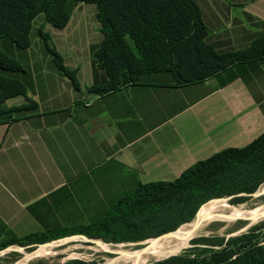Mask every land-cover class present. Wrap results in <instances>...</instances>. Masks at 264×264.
Wrapping results in <instances>:
<instances>
[{
  "label": "crops",
  "instance_id": "0c3cea01",
  "mask_svg": "<svg viewBox=\"0 0 264 264\" xmlns=\"http://www.w3.org/2000/svg\"><path fill=\"white\" fill-rule=\"evenodd\" d=\"M195 1L204 42L217 54L254 48L196 81L177 82L166 67L98 90L109 76L91 54L104 36L88 4L77 5L63 28L38 25L75 71L77 86L50 54H37L32 40L41 38L33 30L18 57L26 96L6 101L27 108L0 123V244L97 223L140 184L172 181L197 161L264 133V41L255 46L264 36V0Z\"/></svg>",
  "mask_w": 264,
  "mask_h": 264
},
{
  "label": "trees",
  "instance_id": "16d2710c",
  "mask_svg": "<svg viewBox=\"0 0 264 264\" xmlns=\"http://www.w3.org/2000/svg\"><path fill=\"white\" fill-rule=\"evenodd\" d=\"M80 3L96 7L104 36L91 46L93 59L109 76L108 83L97 87L101 91L140 80V73L166 67L180 83L205 79L254 49L217 54L204 42L206 27L195 0H0V123L17 120L27 108L6 105L12 97L26 96L27 89L21 76L25 67L13 47L26 50L31 45V34L40 15L53 27L63 28ZM37 33L57 69L77 86L75 71L64 64L49 34L43 27ZM263 41L264 36L255 46ZM262 54L264 49L258 56ZM262 183L264 133L245 147L226 148L197 161L172 181L140 184L97 223L14 237L0 244V249L16 245L33 250L45 242L77 234L115 243L143 240L191 221L197 206L209 197L253 193ZM167 215L173 219L168 224L164 220ZM254 230L226 242L203 237L193 242L202 246L187 248L152 264H264V232L253 235Z\"/></svg>",
  "mask_w": 264,
  "mask_h": 264
},
{
  "label": "rangeland",
  "instance_id": "374dc122",
  "mask_svg": "<svg viewBox=\"0 0 264 264\" xmlns=\"http://www.w3.org/2000/svg\"><path fill=\"white\" fill-rule=\"evenodd\" d=\"M83 6H85L86 8L95 7L93 4H88V5H83ZM42 20L44 19L41 15L36 19L35 24H34L35 32L38 30V25H40ZM46 24L47 25L49 24L51 27H53L50 23H46ZM80 40L77 41L76 43L79 44ZM32 42H33L34 48L37 50V54H42V55L50 54L47 48L45 47L44 41L42 39L33 38ZM5 44L6 43L3 44V47L5 46ZM14 48L19 53V54L17 53H14V54L20 59H22L25 50H22L20 48L18 49V47H14ZM263 186H264V183L260 184L253 193L242 192V193L229 194V195H223V196L209 197L197 206V208L194 211V216L192 220H194L198 209L200 208L202 209L208 205L218 204L222 199H227L228 203L232 206H237V207L242 206V208H247V209L264 205V193H260V190L263 188ZM164 220L168 224L173 219L171 216L167 215V216H164ZM255 221L249 226H247L248 225L247 223H249V220L245 218H241V217L237 219H231L230 221L213 220L208 223V226L206 227L205 231L202 232L201 235L193 238V240L198 241L199 239L206 237V238H212L213 240H216L215 242H217V240H220V239H224V242H226L227 239L230 237H239L242 234L249 233V230L252 228H255V230L252 232L253 235L262 234L264 232V217H261L259 218V220L257 219ZM161 234H157L152 237H156ZM152 237H149V238H152ZM143 240L115 243V242H107L101 238H92V237L84 235V236H74L72 238L68 237V238H63L59 240L48 241V242H45L43 244L33 247L34 248L33 250H28L26 248H20L14 245L9 248L7 247L3 250L0 249V264H15L16 262L24 258L26 254L33 255L36 252V250H38L40 247L48 246L50 244H54V245L52 246V249H50L48 253L44 255H40V256H34V258L31 257L30 262L28 264H68L70 262L72 263L74 260L80 261L81 264H103L104 262H106L107 259H112L116 256L114 252L103 249L101 247L103 243L108 244L109 247L113 249L118 248L117 244L119 243L121 244L125 243L124 246L126 248H131V247L139 248L143 246V244L141 243ZM193 240L191 242H194ZM191 245L192 246L190 247L202 246V244H199V243L197 244L191 243ZM190 247L189 246L185 247L182 250H180L178 253L183 252L184 249H187ZM154 262L155 260L149 262L148 264H152ZM114 264H121V263H114Z\"/></svg>",
  "mask_w": 264,
  "mask_h": 264
},
{
  "label": "bare ground",
  "instance_id": "6f19581e",
  "mask_svg": "<svg viewBox=\"0 0 264 264\" xmlns=\"http://www.w3.org/2000/svg\"><path fill=\"white\" fill-rule=\"evenodd\" d=\"M260 193H264V186L260 190ZM200 209L196 213L194 220L185 223L180 227L179 231L177 232L179 238L162 239L161 241L149 246L146 249V252L142 254L138 250V248H126L124 246L125 243L117 244L118 248L116 249L110 248L108 244L103 243V245L101 246L103 249L112 251L116 254L114 258L107 259L103 264H148L153 260L163 258L170 254L178 253L183 248L188 247L189 244L193 243L191 242L193 238L201 235V233L205 231L210 221H230L231 219H237L241 217L249 220V223H247V226H249L255 220H259V218L264 217V205L247 209L242 208V206H232L228 203L227 199H222L218 204L208 205L201 210ZM198 222H201L200 226L196 231L191 232L193 228L198 224ZM53 245L54 244H50L48 246L40 247L33 255L26 254L24 258H22L15 264H28L31 257L34 258V256H40L48 253L50 249H52Z\"/></svg>",
  "mask_w": 264,
  "mask_h": 264
},
{
  "label": "water",
  "instance_id": "95a60500",
  "mask_svg": "<svg viewBox=\"0 0 264 264\" xmlns=\"http://www.w3.org/2000/svg\"><path fill=\"white\" fill-rule=\"evenodd\" d=\"M183 224H185V223H183ZM183 224H181L180 226H178L175 230H172V231H169V232L163 233V234L158 235V236H156V237H152V238H149V239H148V238H147V239H144V240L141 242V243L143 244V246L139 247L138 250H139V251L141 252V254H142V253L146 252V249H147L149 246H151V245H153V244H155V243L161 241L162 239H167V238H169V239H172V238H179L177 232L179 231L180 227H181ZM200 224H201V222H198V224L193 228V230H192L191 232L196 231L197 228L200 226ZM190 234H191V233H190ZM77 236H84V235H80V234H79V235H77ZM62 239H63V238H62ZM150 239H151V240H150ZM58 240H59V239H58ZM149 240H150V241H149ZM190 246H192V245L189 244V247H190ZM18 247H19V246H18ZM20 248H23V247H20ZM183 251H184V250H183ZM177 254H180V253L170 254V255L165 256V257H163V258L156 259L155 261L162 260V259L168 258V257L173 256V255H177Z\"/></svg>",
  "mask_w": 264,
  "mask_h": 264
}]
</instances>
